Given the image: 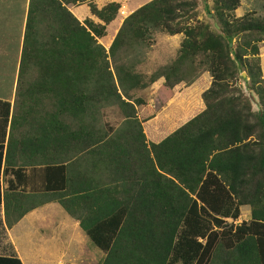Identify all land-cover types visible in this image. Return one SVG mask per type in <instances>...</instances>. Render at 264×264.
I'll list each match as a JSON object with an SVG mask.
<instances>
[{
    "label": "trees",
    "instance_id": "trees-1",
    "mask_svg": "<svg viewBox=\"0 0 264 264\" xmlns=\"http://www.w3.org/2000/svg\"><path fill=\"white\" fill-rule=\"evenodd\" d=\"M85 2L102 23L81 22L67 7ZM239 2L213 0L216 32L192 25L196 0H150L123 19L106 50L98 39L119 3L98 9L92 0H29L20 100L0 98V207L7 224L56 201L73 216L85 210L76 218L105 254L102 264H264V17H235ZM153 30L184 38L175 60L145 81L116 57L148 41ZM200 54L212 78L200 96L204 109L147 141L136 109L143 100L130 92L160 77L167 88L190 83L194 77L187 80L183 68ZM237 78L258 95L256 112ZM105 105L122 112L119 128L100 125ZM21 122L30 131L18 135ZM37 165L55 180L63 173V187L38 197L17 186L3 189L9 168ZM243 205L250 220L227 223ZM0 264L22 263L0 256Z\"/></svg>",
    "mask_w": 264,
    "mask_h": 264
},
{
    "label": "rangeland",
    "instance_id": "rangeland-1",
    "mask_svg": "<svg viewBox=\"0 0 264 264\" xmlns=\"http://www.w3.org/2000/svg\"><path fill=\"white\" fill-rule=\"evenodd\" d=\"M28 1L0 0V98L9 100L12 105L20 100H17L16 84ZM112 1L119 3L120 7L115 19L106 26V35L98 39V43L102 44L106 50L109 48L123 19L150 0H92V3L100 9ZM239 1V6L233 12L235 17H241L245 14L252 17H264V0ZM196 2L192 25L201 24L202 22L207 24L211 30L219 32V22L215 17L213 0H196ZM67 7L81 22L84 19H90L94 23H102L98 17L91 13L88 2L75 5L68 4ZM183 38L182 33L168 35L153 30L145 43L119 51L116 57L117 62L130 65L133 71L142 75L143 80L146 81L152 73L159 71L163 66L169 65L175 60ZM202 58L201 54L197 55L184 66L183 72L187 77L186 79L194 77L193 81L188 84L183 81L173 88H167L164 85L163 77H160L146 88L134 89L130 92L132 100L135 98L143 100V104L137 105L136 109L147 141H151L150 139L156 137L154 133L157 126L170 130L201 112V105L199 106L201 103L200 96L199 94L194 95L190 87L202 73L209 74L208 71L204 70L205 65L201 64ZM29 72L28 77L31 78L35 73L32 70ZM240 76H246L245 70L240 72ZM211 79L210 76V81ZM161 82L162 85H160ZM236 82L244 95L249 98L252 110L256 112L259 109L258 95L248 88L246 81L242 78H237ZM25 101L27 102L26 99ZM193 106L195 108H192ZM13 112L17 113L15 116L17 119L15 122H17L20 114L17 112L16 107L13 108ZM100 113V125L102 127L103 124H108L113 128H119L124 119L122 112L116 105H105ZM15 126V132L18 135L30 131L29 125H22V122L20 124L15 123ZM32 203L31 201L30 204ZM225 220L227 223H233L232 218H225ZM1 235L0 253H8L12 250V246L7 241V237L3 235V231ZM90 245L96 249L91 242Z\"/></svg>",
    "mask_w": 264,
    "mask_h": 264
},
{
    "label": "crops",
    "instance_id": "crops-1",
    "mask_svg": "<svg viewBox=\"0 0 264 264\" xmlns=\"http://www.w3.org/2000/svg\"><path fill=\"white\" fill-rule=\"evenodd\" d=\"M259 45H261L259 57L264 83V42ZM209 85V74L202 73L190 90L194 95L201 96ZM200 105L202 111L204 109L202 99ZM172 129L174 128L167 132ZM163 130L165 128L157 126L154 136L162 137L160 133ZM157 139L152 140L157 141ZM47 170L49 169L43 165L23 167L20 171L9 168L2 178L3 189L9 185L17 186L19 190L37 197L49 191L47 189L60 190L63 187V173L59 171L55 180ZM74 213L81 217L85 214V210L77 208ZM76 216L68 214L56 201H49L37 204L33 209L23 214L19 220L7 225L3 206H1L0 239L3 231L12 250L8 253H0V256H15L20 259L22 264H102L105 254L91 242ZM250 217V207L248 205L239 206V216L233 220V223L239 224L242 221H248ZM90 242L96 249L90 245Z\"/></svg>",
    "mask_w": 264,
    "mask_h": 264
}]
</instances>
